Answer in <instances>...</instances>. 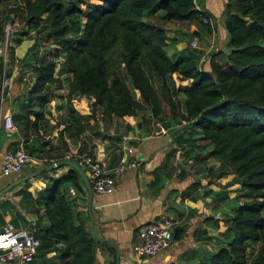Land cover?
<instances>
[{
    "label": "trees",
    "instance_id": "obj_1",
    "mask_svg": "<svg viewBox=\"0 0 264 264\" xmlns=\"http://www.w3.org/2000/svg\"><path fill=\"white\" fill-rule=\"evenodd\" d=\"M157 9L163 11L162 19L176 21L191 20L197 13L199 18L207 16L197 12L193 0H25L22 21L28 27L40 24L37 32L59 44L60 50L55 49L54 55L62 57L59 66L68 73L64 94L68 112H73L70 99L80 94L91 107L99 108L102 119L139 115L136 125L146 135L150 130L142 126L141 119L148 108L150 116L164 121L166 129L184 121L194 129L193 136L185 139L207 142L209 149L204 157L227 167L233 174L229 183L239 184L245 200L230 198L223 238L202 264H264V0H225L228 49L209 53L204 60L206 68L199 64V55L194 51L181 53L174 60L168 57L164 28L147 19ZM3 28L1 20L0 41ZM23 34L12 35L5 60L0 58V75L9 73L15 60L13 47ZM40 46L33 41L16 59L20 63L19 78L23 68H28L33 80L26 97L11 114L24 150L35 157H42L36 153L43 143L36 148L27 145L28 130L36 128L42 114L40 106L49 100L48 86L58 80L53 75L55 59L46 57ZM114 49L116 53L111 54ZM145 67L157 79L158 90L165 94L169 113L165 120L160 116L157 89ZM172 73L188 82L174 87ZM176 92L181 94L180 101L174 98ZM2 95L4 99L6 90ZM74 119L78 124L79 116ZM76 130L81 131V126L77 125ZM47 157L50 159L42 160L43 164L62 158V154ZM45 172L38 174L46 181L35 197L27 190L28 179L9 189L18 186L15 193L20 194V208L38 213L42 206V212L29 224L39 241L35 256L54 251L61 264H93L96 242L85 226L83 209L68 198V189L72 188L85 200L78 173L71 167L59 176ZM4 203L0 200V219ZM15 215L12 213L9 219L17 223ZM182 234L181 227H174L171 241ZM101 244L114 263L112 247Z\"/></svg>",
    "mask_w": 264,
    "mask_h": 264
},
{
    "label": "crops",
    "instance_id": "obj_2",
    "mask_svg": "<svg viewBox=\"0 0 264 264\" xmlns=\"http://www.w3.org/2000/svg\"><path fill=\"white\" fill-rule=\"evenodd\" d=\"M193 2L197 12H203L211 18L212 27L201 22L198 13L191 20L176 21L160 17L161 21L158 23L151 22L164 28V49L170 59L174 60L181 53L194 51L199 55V64L206 68L207 64L204 60L209 53L228 49V34L224 25L225 0H193ZM152 15L160 16L158 12ZM29 46V41L23 37L13 47L15 60L9 73L0 75V87L7 82L6 97L3 99L0 95V113L8 111L12 114L17 108V103L26 97L31 81L25 84L23 75L19 78L20 63L16 59L21 58ZM187 82L188 79H185L183 84ZM60 95L62 94L52 95L51 99L40 106L42 114L36 120V128L28 130L25 143L35 148L39 143H43L36 153L42 157L29 155L30 160L19 172L0 175V188L16 176L28 172L27 168L30 166H37L39 160L49 158L47 156L62 154V158L78 160L81 154L89 150L88 154L101 160L106 166L113 165L121 157L122 145L116 144L114 148L117 154H113L110 152L113 147L106 144V137L99 139L91 130L77 132V125L74 126V122L69 129L63 130V122H55L53 115L61 111ZM29 118L32 119L33 116L29 115ZM47 123L50 129L46 128ZM193 133L176 127L169 128L166 133L151 130L146 135H142L140 130L122 132L123 145L131 147L128 157L134 159L136 165L125 169L117 177L112 190L92 193L91 197L93 231L96 236L113 241L118 251V264H202L206 254L218 244L209 248L206 237L211 234L217 236L218 231L225 229L226 225L224 226L220 219L223 212L229 214L230 207L223 210V202L218 200V187L210 180L202 178L201 173L197 172L195 166L199 158L191 159L192 170L189 172L180 168L184 163V153H191L201 145L206 146L205 151L209 149L204 140L196 139L192 142L184 138H190ZM20 138L16 133L15 125L14 130L8 135L0 127V164L4 151L15 148L21 141ZM187 149L191 150L187 151ZM112 155H117L118 158L111 160ZM68 169L69 165L64 164L45 170V175L59 176ZM28 181L27 190L32 197H35L44 187L46 178L37 174ZM17 188L18 186L0 197V200L5 202L2 217L6 221L14 213L17 226L25 227L24 225L32 224L37 214L42 212V206L38 208V213L20 208L18 205L20 194L15 193ZM231 197L229 196V200ZM68 198L77 208L83 209L84 223L89 230V219L85 208L86 195L83 202L82 195L69 188ZM165 216L171 218L172 229L174 227L183 229L181 238L172 240L159 253L143 257L140 262L135 261L131 249L138 242V228L151 219L158 220ZM211 217L215 220L212 221ZM23 218L27 220L26 223H21ZM41 223H44L43 218ZM197 232L205 233L203 239L195 238ZM101 243L106 242L97 241L94 245L93 264H111V254ZM203 246L208 247V250H204ZM28 264L61 263L58 253L49 251L42 256L34 254Z\"/></svg>",
    "mask_w": 264,
    "mask_h": 264
},
{
    "label": "rangeland",
    "instance_id": "obj_3",
    "mask_svg": "<svg viewBox=\"0 0 264 264\" xmlns=\"http://www.w3.org/2000/svg\"><path fill=\"white\" fill-rule=\"evenodd\" d=\"M24 1L25 0H1L0 1V21L4 20V28H3V38L0 41V58H4L6 56V47L10 44L11 37L13 34H18L23 32V37L26 38L27 41L31 44L33 41L39 43L41 46L39 49L41 51H44L46 57H52L55 59V66H54V71L53 75L57 76L58 80L54 81L52 84L48 86V92H49V99H51L52 95L55 96L58 93L62 94L60 95L61 97V104H59L61 111L53 115V118L55 122H63V130H67L71 127L72 123L74 122L78 126H81L82 130H91V132L101 139L102 137H106L107 139V145L110 147H113V149L110 151L111 153L115 154L116 153V144L119 146H123L122 142V137L121 134L125 130H140L138 129L136 122L140 120L139 115L135 116H122V117H117L114 116L111 119H102L100 115V111L98 107H91L88 104V100L85 96L80 95V94H74L72 98L70 99V105L73 107V112H68V104L64 103V94L66 91H61V90H66V83L68 79V73L64 72L60 66L59 63L62 60V57L59 55H54L55 49L57 51L60 50L59 44L52 40L48 39L42 34L41 32H37L38 29L40 28V24L36 26H30L28 27L26 24L23 23V18L25 17L24 14ZM92 3L98 2V0H89ZM22 11V12H19ZM160 15L163 14V11L161 9H157V11ZM6 18V19H5ZM148 20L158 23L161 21L159 15H150L147 17ZM29 38V39H27ZM194 47V46H193ZM116 51L115 49L111 54H115ZM178 57V56H177ZM176 57V58H177ZM174 58V59H176ZM145 71L147 72L151 84L157 89V94L159 97L160 101V109L161 113L160 116L163 120L166 119L168 113V105L166 103L165 99V94H162L158 90V81L156 78L151 75L150 70L145 67ZM23 77H24V83L29 84V82L33 80V74L32 72L29 71L28 68H26L23 72ZM171 78L173 80V86L177 87L183 84L184 80H179L177 78V75L175 73L171 74ZM7 82L4 83L0 87V95L1 97L3 96L2 93L5 92L7 89ZM4 88V89H3ZM172 85H169V91H171ZM56 93V94H55ZM174 98L177 101H180L181 99V94L179 92H176L174 94ZM143 117L144 119H141L142 126H146L149 128V130L155 132L156 130H160V126L163 129H166L163 125L164 121H156L153 117L150 116L148 108H146L143 112ZM79 116L78 124L75 122L74 117ZM66 128H65V127ZM47 129L49 128V124L47 123L46 125ZM176 128H180V130H189L190 133H193L194 129L191 128L190 126L187 125V122L182 121L181 124L176 125ZM93 130V131H92ZM168 130V129H166ZM160 132V131H159ZM86 134V133H85ZM194 134V133H193ZM193 136V135H192ZM22 145L24 142H21ZM25 146V144H24ZM202 149V150H200ZM197 150V151H196ZM199 150V151H198ZM206 146L201 145L194 149L191 153H184V158H183V166L180 167L181 169H185L186 171L192 170V163L191 159H198L199 161L196 162V168L197 172H200L202 178H206V180H210L213 182L217 187H218V200L223 202V210L225 211L227 208L230 207V202H229V196H236L238 202H242L245 200V198L242 196V191L239 188V184L234 182V183H229L231 178H233V174L229 172L226 166L222 165L219 161H215L214 158L211 157H204L206 153ZM87 153H90L89 150L86 151ZM184 152V151H183ZM117 154V153H116ZM181 155L183 153H180ZM39 163L37 165H41L42 160L38 161ZM83 168H86L85 165H82ZM181 166V164H180ZM205 190V189H203ZM221 215V214H220ZM225 212H223L221 221L223 225L225 226V218H226ZM212 221L215 219L213 217L210 218ZM6 221H9L13 223L14 225L17 226L15 222H13L11 219H8ZM3 217L0 219V224H3L4 222ZM26 228L29 229V225H24ZM204 232H197L195 238L203 239L202 237L204 236ZM217 236L215 234L208 235L206 237L207 239V244L209 248H213L214 245L217 243H220V240L223 237V230L217 232ZM204 243V242H202ZM204 250H208V247L203 246L202 247ZM111 260H112V255H111ZM111 264H115L110 262Z\"/></svg>",
    "mask_w": 264,
    "mask_h": 264
},
{
    "label": "built area",
    "instance_id": "obj_4",
    "mask_svg": "<svg viewBox=\"0 0 264 264\" xmlns=\"http://www.w3.org/2000/svg\"><path fill=\"white\" fill-rule=\"evenodd\" d=\"M203 23L212 27L211 18L207 15L200 16ZM5 58H3V61ZM0 127L8 135L14 130L11 114L6 111L0 113ZM160 132L166 129L160 126ZM123 152L119 160L111 166H106L101 160L83 153L77 160L89 180L92 193H103L113 189L117 177L127 168L134 167L136 161L128 154L131 147L123 145ZM30 160L21 141L13 149H7L2 155L0 175L19 172ZM83 167V166H82ZM70 191H72L70 189ZM172 220L165 216L160 219H151L137 230L138 242L132 246L135 261L140 262L143 257L153 256L165 249L171 242ZM39 241L31 229L18 227L11 222H4L0 227V263L28 264L35 252Z\"/></svg>",
    "mask_w": 264,
    "mask_h": 264
},
{
    "label": "water",
    "instance_id": "obj_5",
    "mask_svg": "<svg viewBox=\"0 0 264 264\" xmlns=\"http://www.w3.org/2000/svg\"><path fill=\"white\" fill-rule=\"evenodd\" d=\"M69 165V167L73 168L79 175L81 182L83 184V187L85 189L86 192V202H85V208H86V212H87V216L89 219V232H90V236L92 237V239L97 242V241H101V242H106L108 245L112 246V248L115 251V264H118L117 261V257H118V251L117 248L115 246V244L113 243V241H111L108 238L105 237H99L95 235V232L93 231V224H92V214H91V197H92V190H91V186L89 183V180L86 176V173L83 169V167L81 166V164L72 158H67V157H63V158H59L57 160H53L49 163L46 164H41L39 166H37L36 168L25 172L23 174H20L19 176H16L14 179H12L11 181H9L7 184H5L4 186H2L0 188V197L3 196L4 194H6L9 189H11L13 186L22 183L23 181L41 173L44 170H51L53 168H57L61 165Z\"/></svg>",
    "mask_w": 264,
    "mask_h": 264
}]
</instances>
